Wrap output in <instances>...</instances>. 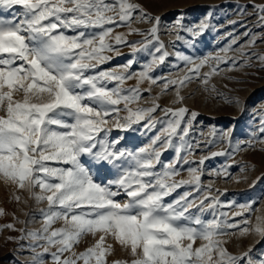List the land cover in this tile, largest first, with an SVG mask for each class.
Returning <instances> with one entry per match:
<instances>
[{
    "label": "snow or ice",
    "instance_id": "snow-or-ice-1",
    "mask_svg": "<svg viewBox=\"0 0 264 264\" xmlns=\"http://www.w3.org/2000/svg\"><path fill=\"white\" fill-rule=\"evenodd\" d=\"M253 8L264 27V4ZM208 17L186 24L181 10L170 30L177 41L195 48L210 27ZM133 20L151 26L132 28ZM162 22V16L152 15L132 0H0V175L20 189L27 184L38 203H47L40 210V229H21L19 237H9L17 243L29 241V264H44L46 255L52 264H106L111 251L104 244L107 236L132 257L130 262L114 264H264V251L255 257L253 248L231 254L221 239L232 234L229 229H239L241 236L264 240V220L258 218L250 226L245 218V226L240 227L220 219L216 215L220 201L207 194L210 188L201 187L206 160L253 148V140L234 141V126H212L209 135L213 139L206 146L226 143L227 149L202 156L198 162L189 160L193 144L187 137L198 113L186 106L161 107L158 102L174 89L171 103L183 105L181 89L193 78L207 85L222 70L221 65L236 68L238 62L226 55L231 45L220 50L225 55L194 58L176 53L187 70L185 75L156 76L155 69L170 55L160 40ZM121 25L128 27V33L113 35L114 27ZM131 34L143 39L129 41L126 36ZM119 45L131 49L127 62L97 70L111 61L106 53L120 54ZM138 53L150 59L140 63ZM241 55L247 57L243 64H248L251 57ZM259 60L264 64V56ZM134 64H139V70L133 71ZM205 66L209 71L201 75ZM134 78L135 86L124 87ZM145 82L148 87L142 89ZM153 85L161 87L156 96H151ZM210 91L216 92L215 87ZM144 92L149 93L151 106L140 105ZM16 94H22V99H15ZM225 102L241 114L246 110L238 96ZM157 112L163 115L157 118ZM113 129L123 135L113 137ZM154 130L146 145L126 146L133 134ZM259 130L264 133V119ZM170 149L175 156L165 162L162 155ZM184 165H188L189 179L177 180ZM231 166L216 170V175L228 178ZM185 185H194L193 191L202 196L185 191L166 202ZM121 195L126 197L123 203L117 199ZM238 207L236 215L243 217L250 205ZM205 213L212 218L205 220ZM59 221L62 226L54 228ZM4 227L15 230L13 224ZM96 233L101 235L95 245L79 254L72 252L85 235ZM197 240L204 243L194 248ZM66 252L72 255L62 259Z\"/></svg>",
    "mask_w": 264,
    "mask_h": 264
},
{
    "label": "rangeland",
    "instance_id": "rangeland-1",
    "mask_svg": "<svg viewBox=\"0 0 264 264\" xmlns=\"http://www.w3.org/2000/svg\"><path fill=\"white\" fill-rule=\"evenodd\" d=\"M111 2V0H109ZM133 3L141 5L152 15L163 17L160 27V40L166 46L169 57L163 65L155 69L154 75L168 78H180L186 73L184 64L177 60L176 53L191 55L194 58L213 56L216 54L225 55L220 50L231 45V51L226 53L230 59H235L238 66L229 70L230 65H221L222 70L213 75L208 84L202 83L201 79L193 78L190 83L181 89V95L185 97L183 105L172 104L174 89H170L167 94L161 95L159 104L161 107L177 108L186 106L191 111L198 113L197 120L189 133L187 139L193 144V154L189 160L199 161L202 156H210L212 152L227 149L226 143L207 145L213 139L209 133L212 126L217 129H227L235 127L233 140H253L254 147L244 151L235 152L231 157L217 156L205 161L203 174L201 175V187L209 189L210 196L217 197L220 205L216 209V215L229 223H239L240 227L245 226L246 222L250 226H255L258 218L264 220V133L260 132L261 120L264 119V64L259 60L264 56V27L258 23L260 13L253 8V5H262L264 0H132ZM181 10L185 16L186 24L198 23L208 17L210 27L199 38L195 48L187 47L182 41L176 40L175 32L170 30L172 21L180 14ZM243 13V14H241ZM3 15L11 16L10 12ZM132 28L147 29L151 25L146 23L132 22ZM127 26L121 25L114 27L113 35L117 33L127 34ZM129 41H139L143 37L136 34L126 36ZM255 40L254 44L250 42ZM119 55L108 52L106 55L112 56L110 62L100 65L97 70L113 69L124 65L130 58L131 49L119 45ZM241 52L247 53L251 57L248 64H243L247 57L242 56ZM137 59L144 63L150 59L146 53H138ZM197 62H199L197 60ZM179 64V68L176 65ZM191 67V65H189ZM139 70V64L133 65V71ZM207 66L201 69V75L208 72ZM136 84L135 78L125 82L124 87H133ZM215 87L216 92H211ZM111 87V85H110ZM142 89L148 87L145 82L140 86ZM205 87L209 91H205ZM161 92L159 85L152 86L151 96H156ZM217 93H221L218 96ZM238 96L246 103V110L241 114L235 107L225 102L226 98ZM15 99H22V94H16ZM141 106H151L149 93L144 92L143 99L139 102ZM123 115V113H121ZM157 118L163 115L161 112L155 114ZM159 128V126H158ZM156 130L147 134H133L126 146L136 147L146 145ZM113 137L123 135L118 130L113 129ZM199 142V147H196ZM175 156L171 149L165 151L162 160L171 161ZM225 165H232L228 168L230 174L228 178L224 175L217 176L216 170ZM198 166V165H193ZM188 165H184L177 180L189 179L186 171ZM244 169L242 171L241 169ZM259 181V182H257ZM255 183V186L254 185ZM194 185H185L178 188L166 202L174 200L178 195L185 191L193 192L194 196H202V193L194 192ZM39 194V188L35 189ZM16 197H19L17 199ZM191 198V197H190ZM124 202L126 197L121 195L117 198ZM199 203V201H197ZM249 204L245 209L244 216L236 215L240 211L238 205ZM47 208L46 202L38 203L27 184L24 189H20L16 184L6 180L0 175V264H29L32 256L31 250L27 247L29 241L24 240L20 243L10 240L9 237H19L20 230H38L42 227L43 217L41 209ZM194 211V209H193ZM223 213V216L220 214ZM212 215L204 214V219H211ZM13 224L15 230L8 229L4 225ZM59 221L53 225L54 228L62 226ZM229 236L221 237L224 247L231 254H240L249 248H253L252 255L255 257L264 251V240H259L253 235L241 236L239 229H229ZM100 233L94 236L85 235L78 244L74 245L72 252L79 254L87 248L92 247L100 238ZM204 243L197 240L193 247H199ZM20 244L25 247L21 248ZM105 247L111 246V251L106 257V264H114L116 261H128L132 259L128 251L112 237L105 238ZM42 251V249H37ZM55 251V248L50 249ZM72 252L64 253V257H70ZM215 259V257H214ZM44 264H52L50 255L44 258ZM77 264H83L78 261Z\"/></svg>",
    "mask_w": 264,
    "mask_h": 264
}]
</instances>
